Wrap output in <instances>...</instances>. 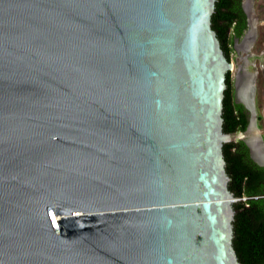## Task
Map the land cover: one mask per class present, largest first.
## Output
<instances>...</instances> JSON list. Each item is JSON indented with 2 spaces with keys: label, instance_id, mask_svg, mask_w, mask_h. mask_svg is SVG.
I'll list each match as a JSON object with an SVG mask.
<instances>
[{
  "label": "water",
  "instance_id": "95a60500",
  "mask_svg": "<svg viewBox=\"0 0 264 264\" xmlns=\"http://www.w3.org/2000/svg\"><path fill=\"white\" fill-rule=\"evenodd\" d=\"M214 3L0 0V264H239Z\"/></svg>",
  "mask_w": 264,
  "mask_h": 264
},
{
  "label": "trees",
  "instance_id": "16d2710c",
  "mask_svg": "<svg viewBox=\"0 0 264 264\" xmlns=\"http://www.w3.org/2000/svg\"><path fill=\"white\" fill-rule=\"evenodd\" d=\"M211 28L229 61L234 39L240 38L247 29L242 0H215ZM225 85L222 131L226 134L243 132L248 125V115L235 100L230 72L225 75ZM222 154L230 179L228 189L241 199L233 204V249L239 264H264V167L252 160L242 140L223 144Z\"/></svg>",
  "mask_w": 264,
  "mask_h": 264
},
{
  "label": "rangeland",
  "instance_id": "374dc122",
  "mask_svg": "<svg viewBox=\"0 0 264 264\" xmlns=\"http://www.w3.org/2000/svg\"><path fill=\"white\" fill-rule=\"evenodd\" d=\"M242 3L247 16V29L248 18H253L256 26L248 52H244L245 48L242 46L247 29L240 38L234 39L229 57L232 65L229 72L234 85V97L236 93V102H239L238 97L243 84L249 83L252 87L254 122L258 136L264 144V0H242Z\"/></svg>",
  "mask_w": 264,
  "mask_h": 264
},
{
  "label": "bare ground",
  "instance_id": "6f19581e",
  "mask_svg": "<svg viewBox=\"0 0 264 264\" xmlns=\"http://www.w3.org/2000/svg\"><path fill=\"white\" fill-rule=\"evenodd\" d=\"M248 17H250V16H248ZM248 19H249L248 29L245 33V36L243 37V43H242L243 48H245L243 50L244 52H248V50L251 47L250 45H251L252 40H253V32H254L253 30L256 26V21L253 20V18H248ZM251 93H252L251 85L249 83L243 84L241 87L240 93H239V98H242L247 103L248 106L252 105V103H253ZM244 137L247 138L252 151H254L256 153V154H254L256 156V158L260 159L261 155H260V152L257 151V146L260 148V150L262 151L263 154H264V150L261 148V141L259 139L257 129L254 127L253 116L251 119V125L249 126V129L245 133Z\"/></svg>",
  "mask_w": 264,
  "mask_h": 264
},
{
  "label": "flooded vegetation",
  "instance_id": "af4514ba",
  "mask_svg": "<svg viewBox=\"0 0 264 264\" xmlns=\"http://www.w3.org/2000/svg\"><path fill=\"white\" fill-rule=\"evenodd\" d=\"M235 99H236V93H235ZM238 103H240V102H238ZM246 111V110H245ZM246 113H247V111H246ZM247 115H248V124H249V113H247ZM248 126V125H247ZM246 130V129H245ZM244 132V131H243ZM246 144V143H245ZM247 145V144H246ZM262 145H263V147H264V144L262 143ZM248 146V145H247ZM249 148V154H250V157L252 158V160L256 163V164H258L259 166H262V167H264V154L262 153V151L260 150V148L257 146V151H259L260 152V155H261V157H260V159H257L256 158V156L254 155V154H256L254 151L252 152V150L250 149V147H248ZM263 149V148H262ZM264 150V149H263ZM263 154V155H262ZM262 158V159H261Z\"/></svg>",
  "mask_w": 264,
  "mask_h": 264
}]
</instances>
